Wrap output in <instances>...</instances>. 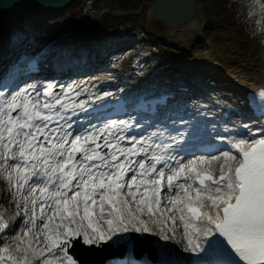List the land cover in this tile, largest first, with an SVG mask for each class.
Segmentation results:
<instances>
[{
	"label": "snow or ice",
	"instance_id": "snow-or-ice-1",
	"mask_svg": "<svg viewBox=\"0 0 264 264\" xmlns=\"http://www.w3.org/2000/svg\"><path fill=\"white\" fill-rule=\"evenodd\" d=\"M7 38L0 43V176L17 211L0 213V264H92L98 249L119 247L134 264L131 254L147 236L188 254L166 244L161 264H264V88L247 116L230 111L210 121L193 102L188 117L158 119L154 111L97 126L85 116L76 127L72 116L90 105L76 99L74 83L60 92L52 82L41 81L43 91L29 83L37 57L56 55L29 51L34 22H14ZM205 137L222 147L195 156ZM210 160L223 161L219 174Z\"/></svg>",
	"mask_w": 264,
	"mask_h": 264
},
{
	"label": "rangeland",
	"instance_id": "rangeland-1",
	"mask_svg": "<svg viewBox=\"0 0 264 264\" xmlns=\"http://www.w3.org/2000/svg\"><path fill=\"white\" fill-rule=\"evenodd\" d=\"M115 1L97 0L92 12L97 13L98 11L114 8L116 7ZM127 1L132 7H135L139 4L140 0ZM149 1L151 0L145 2ZM200 1L206 9L209 25L213 28L206 29L203 32L204 35H202L205 38L209 34H212L211 31H216L215 24H221L220 27L228 25L232 26L239 35L243 51L250 54H253L255 51L259 53L264 52V12H261L256 0ZM222 3H227L228 5L223 7ZM87 6L92 7L86 2L77 0L69 9L62 11L58 16L50 15L45 18H42L41 14L39 17L34 16V10L30 8L21 12H13L7 18L3 32L8 33L9 26L14 22H18L19 19H31L35 25V41L33 43L35 44V48L33 52L44 49L46 52L56 53L54 56L48 55L47 57L53 56L54 59L64 60L69 57V53L73 48L75 51L85 49L86 51L82 58L84 60L87 54L93 51V60L101 58L105 64H108L106 66L109 69V77H121L122 72L129 71V65L138 66V70L141 73H137L136 75L137 86L135 88L139 87V84L141 87H145L148 81L152 79L150 73L160 66L170 68L169 71H164V73H169L168 75L175 73L174 70H177L178 73L179 69L183 70L186 74L192 73L193 68H198L193 66H201V64L195 63L193 60L194 54H197V51L201 49L195 38L188 45L182 43L177 39L174 32L169 31L156 17L151 16L148 6H145L140 15L131 18L129 21H125L124 17H116L110 14L96 20L95 14H93L92 18L87 16L89 24L88 26H84L86 23L84 19ZM101 21L102 23L100 24ZM134 22L141 27L140 32H138L139 29L132 30ZM148 26L150 29L149 33L144 30V27ZM116 32L120 40L113 42V47L107 48L104 51L105 48L103 46L96 44L97 40ZM6 41L8 43V38H6ZM254 45L256 47L259 46L257 47L259 50H255ZM236 57L238 58V55ZM240 58L243 59L244 57L240 56ZM260 66H264V61L260 63ZM115 67H120L121 71H117ZM160 71L163 72V70ZM146 73L149 74V79L145 83H142L143 79L140 75L146 76ZM206 75L208 73H203L197 77H193L191 80L197 79L195 83H203L206 80ZM109 77L105 78L104 83L109 82ZM126 78L128 79V77ZM127 79H125V82ZM181 81L184 82L185 78H182ZM58 88H60L59 83H56V92L61 91ZM87 90L85 91L84 88H81L78 92L82 94L76 99L78 100L83 97L85 100L86 96H88L89 90ZM136 132L139 133L140 131L137 130ZM4 199H6L8 206L11 204L9 210H6L7 207H4L2 204ZM16 211L14 202L9 195L7 184L3 176H0V213H3L7 217H15ZM154 238L156 250L161 249V246L168 243V241L165 242L158 237ZM181 251H183L182 248Z\"/></svg>",
	"mask_w": 264,
	"mask_h": 264
},
{
	"label": "bare ground",
	"instance_id": "bare-ground-1",
	"mask_svg": "<svg viewBox=\"0 0 264 264\" xmlns=\"http://www.w3.org/2000/svg\"><path fill=\"white\" fill-rule=\"evenodd\" d=\"M82 1H86V0H82ZM192 1L194 2V6H195V16L191 21L184 24L178 31L174 32L177 39H179L182 43L186 45H188L193 39L194 29H199L200 34L203 35H204L203 32L206 29H213L209 25L210 23L207 19V12L204 7V4L200 0H192ZM91 3L93 4L92 1ZM92 10L93 9L88 10L86 16L92 18L93 14H96V12L94 13L92 12ZM150 14L152 17H154L151 8H150ZM215 25H216L215 26L216 31L215 30L214 32L211 31L212 34L206 36L205 40H201L200 42H198L199 43L198 46L201 49L198 50L197 51L198 53L194 54L193 57L195 63L201 64L202 69L201 66H193L198 68L195 69L193 68L192 73L186 74L184 73L183 70L179 69L178 73L177 70H174L175 73H171V74H173V76L178 75L177 78H179V81L182 78L188 79L195 87H199V89H203L205 86H208V89L210 91L212 90L210 85L204 84V82L203 83L198 82L199 84H197L195 83L197 79L191 80L193 79V77H197L200 74L208 73V75H206V78L212 77V79H214L217 83H220L223 87L226 88V92L223 95L226 96L227 102L225 103L221 102L219 101V98L215 99L214 97L213 99L216 101V105H219L220 103L221 105H223V108L222 110L219 109L213 111L218 112L220 116L222 111H225V113L227 114L231 111L233 115L232 118H235L237 111L241 112L244 116L250 115L252 112L250 109L248 110L242 107L236 109V105L240 104L241 101L246 99L245 96L249 91H254L256 89L260 90L261 88H264V66L262 67L260 66V63L264 61V52L259 53L258 51H255L253 54L246 53V51L242 50L243 46L240 44L239 35L236 33L235 29L232 28V26L224 25L220 27L221 24L219 25L215 24ZM241 43L243 44V42ZM254 47L255 50H259L257 48L259 46L256 47V45H254ZM236 55H238V58L236 57ZM240 56L244 58L241 59ZM62 63L64 62L55 59L54 67H57V65L63 66L64 64ZM219 65H221L222 68H218ZM160 70H163V72ZM169 70L170 68L160 66L159 68H156L154 70V72L157 71L156 73L152 72L150 74H156L158 76H168L169 73L166 72L164 73V71H169ZM147 79L148 78L146 77V79L143 80H147ZM75 81L77 82L78 80ZM75 81H72V83H74ZM77 86L79 87V85H75V87ZM98 91H100V89ZM198 93H200V91L195 90V98L199 96ZM81 100L84 101L82 98L79 99V101ZM229 106H231V108ZM179 108L180 107H178V109ZM184 108L185 109H183V111L185 115L188 114L187 116H191L193 114V108L190 107H184ZM178 109L174 108L171 110L178 111ZM210 111L211 112L209 113V115H212L213 114L212 108ZM76 118L77 117L75 115L72 116V120L74 124L76 123ZM94 118H95L94 116H90L88 118V121ZM81 119L85 121L83 117ZM207 119L210 121L211 119L213 120V118H207ZM217 122L220 121L218 120ZM150 130H154V129H150ZM222 163H223L222 160L219 161L210 160L208 167L212 168L217 172V174H219L218 169L220 168ZM2 204L4 207H7L6 210H9V208H11V204H9L8 206V204L6 203V199H4V202H2ZM168 245H169L168 247L175 249L182 256L188 255L187 253H183V251H181L182 247L179 244H176L173 241H168ZM161 257H163L162 254Z\"/></svg>",
	"mask_w": 264,
	"mask_h": 264
},
{
	"label": "water",
	"instance_id": "water-1",
	"mask_svg": "<svg viewBox=\"0 0 264 264\" xmlns=\"http://www.w3.org/2000/svg\"><path fill=\"white\" fill-rule=\"evenodd\" d=\"M72 1L74 0H0V18L12 9H22L25 6L53 13L60 8L67 7ZM13 3L17 6L12 7ZM152 7L155 15L172 30L179 29L195 16L192 0H153ZM195 33L199 35L197 31ZM139 246L138 243L137 256L140 257L142 249Z\"/></svg>",
	"mask_w": 264,
	"mask_h": 264
}]
</instances>
